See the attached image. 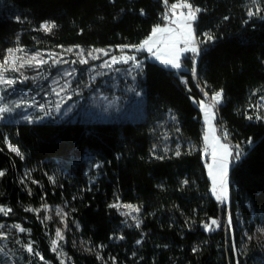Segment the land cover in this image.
<instances>
[{
  "label": "trees",
  "instance_id": "1",
  "mask_svg": "<svg viewBox=\"0 0 264 264\" xmlns=\"http://www.w3.org/2000/svg\"><path fill=\"white\" fill-rule=\"evenodd\" d=\"M191 2L203 9L196 23L198 39L208 33L215 40L200 45L195 78L189 68L178 74L149 60L147 53L139 56L143 67L136 82L146 100L144 120L0 123V170H5L0 206L12 209L0 214V224L3 230L14 224L30 230H14L11 239L34 241L44 261L35 256L33 264H60L51 251L55 224L43 227L32 211L24 210L45 203L60 205L69 215L72 234L62 248L70 259L65 264H101L74 239L106 245L101 254L106 260L115 257L117 264H236L237 258L240 264H264L259 243L246 242L244 234L264 227V120L247 119L256 94L264 92V0ZM257 7L262 11L249 17L248 10ZM166 11L163 0H0V62L7 49L17 46L51 51L103 47L118 53L119 46L139 45L155 26H164ZM46 21L56 24L51 33L40 29ZM220 89L218 133L227 131V141L243 151L231 168L226 205L211 193L203 113L190 99ZM5 138L20 148L23 159L7 149ZM117 197L140 208L139 228L132 217L108 207ZM209 218L220 227L206 231ZM194 247L199 249L195 253Z\"/></svg>",
  "mask_w": 264,
  "mask_h": 264
},
{
  "label": "rangeland",
  "instance_id": "2",
  "mask_svg": "<svg viewBox=\"0 0 264 264\" xmlns=\"http://www.w3.org/2000/svg\"><path fill=\"white\" fill-rule=\"evenodd\" d=\"M21 48L23 51L17 52V56L28 59L36 53H41V58L48 60L49 63L40 67L25 65V67L18 72L9 70L4 73L6 77L15 79L16 83L12 88H6L4 85H0V96L5 97L4 100H0V106L6 104L14 110L11 113H4V119L0 120V123L26 121L23 119L25 115L32 116L34 121L59 119L63 121L135 122L142 121L146 118V100L137 86L136 77L143 67V59L140 60L139 57L141 54L147 53L150 59L159 62L151 53L147 51H136L135 49H125L124 53H121L119 47L117 48L118 53H115L112 48L103 47H92L88 49L79 46H70L61 47L58 51L37 47ZM69 48L73 49V51L69 52ZM80 49L84 50L85 58L88 59L87 64L79 63L77 53H79ZM93 49L107 50L109 55L105 56L103 53H96L95 55L99 57L98 59L88 57L87 53ZM49 53L58 54L55 58L61 60V63H52V59L48 55ZM122 54L135 56L137 61L141 64V69L134 68L131 61L128 63H117L110 68H105L103 66L106 61L111 60L112 56H120ZM190 55V53L185 54L187 57H190ZM63 61L68 62L64 63ZM72 61H76V63H72ZM182 62L184 68L191 69L192 65L190 59L189 61L183 59ZM17 63H19V61ZM198 64L199 58L196 67ZM68 72H72L73 75H66ZM61 88H64V91L61 93V96H57L55 92L60 91ZM262 96H264V92L256 94L250 106V115L264 117V100L261 99ZM210 98L211 95L208 96L209 102ZM16 102H20L22 105H25V103L34 104L35 107L15 108ZM57 103L60 104L59 112L56 111ZM196 104L198 105V103ZM40 106H43L45 111L49 112V115L45 116L44 112L40 111ZM217 112L218 108L216 109V117ZM41 117H43V119H40ZM262 119L264 120V118ZM214 125L216 126V119ZM206 131L207 125L205 124L204 133ZM217 135H220L218 133V128ZM227 143L231 146L229 141H227ZM210 162V159H208L207 163ZM231 168L232 165L229 171V199ZM49 206L51 211L43 210L42 206L37 208L41 209L39 218L37 219L40 223L43 220V223H41L43 227L50 223H54L55 230L56 228H60L64 231L65 240L59 242L62 247L67 243L69 235L72 234L69 227V215L66 217L68 230H64V223L61 222V217L56 215V209L58 207L63 208L64 211L67 212L66 209L60 205ZM121 210L128 211L127 209ZM32 213L37 217L34 211H32ZM0 214L4 215L3 213ZM46 216H50L51 219H45ZM129 216L132 218L136 217L137 213L133 212ZM14 230L22 234L12 226L6 227L4 230L0 228V232L6 233L8 237L7 239H0V264H33L32 262H34L35 255L29 254L26 251L25 245L31 242L33 243V248L38 251L34 241L30 239L26 240L24 236H19L16 238L15 242H13L11 238L13 237L12 233H14ZM24 233H27V231ZM244 234L246 242L249 241L248 236H252V239L259 243L260 249L264 252L263 226L256 225L252 234H249L247 230L244 231ZM53 239H55V236L52 240ZM74 242L76 247L84 251L86 247L95 248L89 243H82L86 242L83 239H74ZM25 253H27V260L24 258ZM48 264L50 263L48 262Z\"/></svg>",
  "mask_w": 264,
  "mask_h": 264
},
{
  "label": "snow or ice",
  "instance_id": "3",
  "mask_svg": "<svg viewBox=\"0 0 264 264\" xmlns=\"http://www.w3.org/2000/svg\"><path fill=\"white\" fill-rule=\"evenodd\" d=\"M253 4L257 3V0H252ZM167 11L164 13V19L167 23L164 26L157 25L155 26L148 38L143 40L139 45H121L119 46L121 53H124L125 49H135L136 51H147L151 53L152 56L159 61V63L166 69L174 70L176 73H180L183 68V59H190L191 61V74L195 78L197 76V60L201 55L202 49L200 45L202 43L214 42L215 37L208 33H204V40H199L196 30V23L199 19V15L202 13L203 9L194 6L191 0H177L175 3H169V0H163ZM262 10L257 7L256 11L253 12L251 9L248 10L247 15L249 17H253L254 15H258ZM141 14L143 15V10H141ZM19 19V18H17ZM225 20L228 17H224ZM56 27L54 22H44L40 25V29L47 33H51L52 30ZM23 49L21 47L9 48L7 49V55L4 57L3 61L0 62V85H4L6 88H12L16 80L13 78H8L4 75L5 72L9 70L13 72H18L20 69L24 68L25 65L40 67L44 64L49 63L48 60L41 58V53H36L32 55L30 58L25 59L23 57L17 56V52H21ZM69 52H72L73 49L69 48ZM96 53H103V55H109V52L104 49H93L87 53L88 57L93 59H98L99 57L95 55ZM190 53V57L185 56V54ZM52 59V63L59 64L61 60H57L55 58L58 54H48ZM79 57V63L87 64L88 59L85 58L84 50L80 49L79 53H77ZM19 61V63H17ZM132 62L134 68L141 69L140 62L137 61L135 56H130L127 54H122L120 56H112L110 61H106L104 63L105 68H110L117 63H128ZM67 63L68 61H63ZM72 63H76V61H72ZM142 70V69H141ZM66 75H73L72 72L66 73ZM26 79V77H25ZM182 82L187 83L186 80L182 79ZM207 87V82H205ZM67 86V85H66ZM65 86V87H66ZM64 91V88H61L60 91H56L55 94L57 96H61V93ZM203 99L196 101L194 97H190L193 102L198 103L200 110L203 112L204 122L207 125V131L203 135L204 148L203 155L205 157H210V163H207V172L211 179V193L215 197V199L221 204L226 205L229 201V171L230 166L239 162L243 151L240 149L239 145L235 146V149L227 143L229 133L227 131L222 132L219 136L217 135V128L214 125V121L216 119V109L223 103L224 100V91L223 89L214 91L211 95L210 102L208 101V93L203 92ZM5 97L0 96V100H4ZM264 100V96L261 97ZM21 107H35L34 104L25 103L22 105L20 102L15 103V108ZM14 109L7 106H0V120L4 119V113H11ZM40 111L44 112V115H49V112L45 111L43 106H40ZM56 111H60V104L57 103ZM253 117L251 115L247 116V119L251 120ZM264 117H257V119H262ZM24 120L29 123H34L32 116L25 115L23 117ZM40 119H43L41 117ZM172 119H175L173 116ZM167 138V137H165ZM223 141V142H222ZM5 143L7 145V149L14 153L17 157L23 159V153L20 151V148L16 145H13L7 138H5ZM249 144L252 143L251 139L248 141ZM3 149H0L2 151ZM176 155L179 156L180 152L177 149ZM157 159H163L164 157L159 156ZM99 167V164L95 165ZM5 170H0V178L4 177ZM50 180L54 182L52 177H49ZM23 183V181H21ZM32 183H38L33 180ZM184 184H187L188 181L184 180ZM29 195H31V189L28 190ZM109 208L116 209L122 216L128 217L131 213L135 212L139 214L140 208L132 205V204H124L119 200V197L116 198V202L108 205ZM42 209L45 211H51V208L46 203L42 205ZM121 209H127L128 211H121ZM26 212L34 211L37 214V218H39V212L41 209H32L30 207L24 209ZM75 211V209H72ZM12 212L11 208H5L0 206V213H3L5 216ZM56 215L61 217V222L64 223V230H68V225L66 222V217L68 215L67 212L64 211L63 208L56 209ZM45 219H51L50 216H46ZM135 220V226L137 228L140 227L141 221L137 217H133ZM210 223H204L203 227L206 231H213L215 228H219L220 224L217 219L209 218ZM194 223V221H192ZM43 223V220L41 221ZM187 223V221H186ZM227 225L231 228L232 225V216L229 213L227 218ZM4 225L0 224V228H3ZM13 228L17 229L20 233L29 232L30 230L25 229L20 224L12 225ZM7 234L0 232V239H7ZM119 239H124L123 236H120ZM252 236H248V240H251ZM64 231L60 228H56L55 230V239L51 242V251L56 253L57 258L60 260V264H65V258L70 259L67 256V253L63 251V248L60 246V241H64ZM75 244V242H73ZM87 243V242H82ZM140 243V241H137ZM106 245H97L95 248L86 247L85 251L92 253L95 252L96 259L101 262V264H108V260H111L112 264H117L116 258L113 256H109L107 260L101 254ZM26 251L29 254H33L38 256L41 261H44L43 255H41L38 251L33 248V243H27L25 245ZM59 249V250H58ZM198 248H193V253L197 252ZM235 244H234V252H235ZM45 264H48L45 261ZM236 264H240L239 258L236 260Z\"/></svg>",
  "mask_w": 264,
  "mask_h": 264
},
{
  "label": "crops",
  "instance_id": "4",
  "mask_svg": "<svg viewBox=\"0 0 264 264\" xmlns=\"http://www.w3.org/2000/svg\"><path fill=\"white\" fill-rule=\"evenodd\" d=\"M148 59L151 60V61H155V60L150 59L149 57H148ZM40 121H47V120H40ZM26 122H28V121H26Z\"/></svg>",
  "mask_w": 264,
  "mask_h": 264
},
{
  "label": "built area",
  "instance_id": "5",
  "mask_svg": "<svg viewBox=\"0 0 264 264\" xmlns=\"http://www.w3.org/2000/svg\"><path fill=\"white\" fill-rule=\"evenodd\" d=\"M207 160L210 159V157H205Z\"/></svg>",
  "mask_w": 264,
  "mask_h": 264
}]
</instances>
